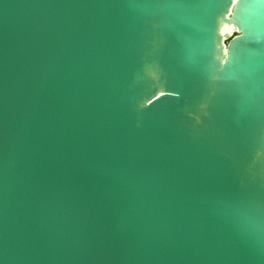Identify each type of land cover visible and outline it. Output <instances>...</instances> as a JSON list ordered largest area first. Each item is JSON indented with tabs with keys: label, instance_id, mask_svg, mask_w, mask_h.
Instances as JSON below:
<instances>
[{
	"label": "water",
	"instance_id": "1",
	"mask_svg": "<svg viewBox=\"0 0 264 264\" xmlns=\"http://www.w3.org/2000/svg\"><path fill=\"white\" fill-rule=\"evenodd\" d=\"M0 0V264H264L261 0Z\"/></svg>",
	"mask_w": 264,
	"mask_h": 264
},
{
	"label": "snow or ice",
	"instance_id": "2",
	"mask_svg": "<svg viewBox=\"0 0 264 264\" xmlns=\"http://www.w3.org/2000/svg\"><path fill=\"white\" fill-rule=\"evenodd\" d=\"M264 3V0H261ZM188 11H192L193 8H196L195 0H187ZM261 49L257 52L253 66L257 69L258 73L264 77V41L260 42Z\"/></svg>",
	"mask_w": 264,
	"mask_h": 264
}]
</instances>
